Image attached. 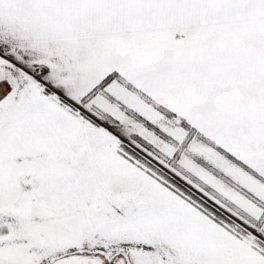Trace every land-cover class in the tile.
<instances>
[{"label": "snow or ice", "instance_id": "snow-or-ice-1", "mask_svg": "<svg viewBox=\"0 0 264 264\" xmlns=\"http://www.w3.org/2000/svg\"><path fill=\"white\" fill-rule=\"evenodd\" d=\"M0 264H264V0H0Z\"/></svg>", "mask_w": 264, "mask_h": 264}]
</instances>
